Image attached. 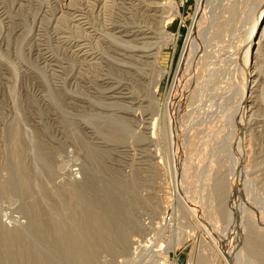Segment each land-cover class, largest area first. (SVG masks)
I'll use <instances>...</instances> for the list:
<instances>
[{"label": "rangeland", "instance_id": "374dc122", "mask_svg": "<svg viewBox=\"0 0 264 264\" xmlns=\"http://www.w3.org/2000/svg\"><path fill=\"white\" fill-rule=\"evenodd\" d=\"M72 1L0 0V264H263L264 63L240 119L241 39L211 28L220 1L177 87L197 0ZM139 15L132 45L161 41L162 75L143 45L121 57Z\"/></svg>", "mask_w": 264, "mask_h": 264}, {"label": "bare ground", "instance_id": "6f19581e", "mask_svg": "<svg viewBox=\"0 0 264 264\" xmlns=\"http://www.w3.org/2000/svg\"><path fill=\"white\" fill-rule=\"evenodd\" d=\"M67 1V0H66ZM72 0H68V2H71ZM99 1V0H98ZM109 1V0H108ZM150 1V0H149ZM209 0H197L196 2V9L193 13V22H192V25L190 26L189 30H188V35L187 37L185 38V42L183 44V49L181 51V55H180V58H179V62H178V65H177V69H176V74H175V78H174V82L176 83V87L179 86L180 82L182 80L181 79V76H182V72H184L185 70H183L185 68V66L187 65L186 63L188 62V59L190 58L191 56V53L193 52L194 48H197L199 47L200 43L202 41H204L205 39L203 38L202 36V33L206 34L208 32L205 33L204 31V28H203V23H204V20H206V13H205V10H206V5L209 4L208 2ZM220 1V4H219V14H217L218 16H216L214 19L213 18H210V19H213V26L211 28H218L219 32H223L224 30H226L229 26L232 27V30L235 31V33H238L239 34V38L241 39V44L239 45L240 49H238V53L236 55H240L239 56V59L241 58V69H242V73H243V78H242V82H241V94H240V109L238 110V114H237V117H239L240 119L244 116H249L251 113V111L253 112V108L255 107V103H254V99H253V96H251V93L250 94H246L245 90H248L251 92V88L252 86L248 87V83H252V85H255L257 84L256 82L257 81V73L256 72V63L257 61H260L259 62H263L264 63V48L262 49V46L264 45V0H219ZM73 2V1H72ZM97 2V1H96ZM103 2V1H102ZM107 2V1H106ZM208 2V3H207ZM110 3V2H109ZM112 3V2H111ZM95 4V3H94ZM100 4V3H99ZM104 4V2H103ZM107 5V4H106ZM146 5V4H145ZM167 5H169L168 7L172 10H174L176 8V5L173 3L172 0H168L166 2V7ZM132 6V4H131ZM155 6V5H154ZM124 7V6H123ZM38 8V7H37ZM118 8V7H117ZM133 8V6L131 7ZM174 8V9H173ZM128 9V8H127ZM135 9V8H134ZM133 9V10H134ZM129 10H131L129 8ZM138 10V9H137ZM154 11V10H153ZM103 12V11H102ZM125 12V11H124ZM137 12V11H136ZM135 12V13H136ZM141 12V11H140ZM115 13V12H114ZM131 13V12H130ZM218 13V12H217ZM129 14V13H128ZM132 14V13H131ZM134 14V13H133ZM243 15V16H242ZM155 16V15H154ZM57 17V16H56ZM139 17H141L139 19V23H136L137 25H133L134 27H137L136 30L134 31H130L127 29L128 27V24H127V27L124 26V30L123 31H119L120 33L122 34H119L117 35L116 37H118L120 40V42H117L118 43V46H121L119 48V50L121 49V51H123V53L120 52L121 54V57H127V58H135L133 57L132 55H126L125 54V51H129L135 47L136 49L138 48L140 50V48L142 47L141 44L139 47L135 46V45H132L133 41H140L142 40L143 38L147 37L146 35V29L142 28L144 27L145 22H147L146 20L143 19L142 15ZM146 17V15L144 16ZM210 17V16H209ZM80 18V17H79ZM129 18V17H128ZM127 18V19H128ZM133 18V17H132ZM159 18V17H158ZM82 19V18H81ZM104 19V18H103ZM118 19V17H117ZM122 19V17H121ZM127 19H123V23L121 24V27L127 23ZM77 20V19H76ZM118 21V20H117ZM120 21V20H119ZM132 21V20H131ZM159 21V19H158ZM135 22V21H134ZM157 22V21H156ZM208 22V21H207ZM206 22V23H207ZM210 22V23H212ZM215 22L217 24H215ZM241 22L239 28H238V24ZM130 23V22H129ZM161 23V27L159 30V34H160V37L162 41H166V38H168V41L172 40V35H167V34H164L166 32V24L164 20H162V17L160 16V22ZM116 25V24H114ZM149 25V24H148ZM147 25V26H148ZM209 25V24H208ZM207 25V26H208ZM215 25V27H214ZM119 26V25H118ZM153 26V25H152ZM157 26V25H156ZM131 27V25L129 26ZM210 27V26H209ZM234 27V29H233ZM126 28V29H125ZM216 28L214 29V31L216 30ZM242 28V29H240ZM210 29V28H209ZM114 31V30H113ZM151 31V30H150ZM204 31V32H203ZM212 32H214L213 30H211ZM210 31V32H211ZM217 31V30H216ZM215 31V32H216ZM218 31L216 33H218ZM156 32V31H155ZM232 32V31H231ZM153 33V31L151 32ZM230 33V31H229ZM235 33L233 32V34L235 35ZM232 34V35H233ZM109 35H112V34H109ZM142 35V36H140ZM163 35H167V37L163 36ZM207 35V34H206ZM214 33H211V37H214L216 35H214ZM233 35V36H234ZM163 36V37H162ZM202 36V37H201ZM232 36V37H233ZM49 37V36H48ZM108 37V36H107ZM136 37V38H134ZM210 36V40L212 39ZM238 37V36H237ZM134 38V39H133ZM202 38L204 40H202ZM34 39V38H33ZM46 39V38H45ZM77 39V38H76ZM214 39V38H213ZM48 40V39H47ZM226 40V39H225ZM147 41V40H145ZM155 41V40H154ZM151 42V41H150ZM153 42V41H152ZM205 42V41H204ZM146 43V42H145ZM148 43V42H147ZM46 44V43H45ZM134 44V43H133ZM150 44V43H148ZM153 44V45H152ZM151 45H148L150 47H148L147 45H143V47L145 48L144 50L147 51V49H149L147 54H144L145 56V60L150 58L151 60H147L144 64L146 63H149L151 67H153L160 75L164 74L166 72V69H164L160 64H159V58H160V54H161V50L162 49V42L160 41V44H158L157 42L155 43H152ZM204 44V43H203ZM211 44V43H210ZM112 45V44H110ZM202 46V43L201 45ZM75 47V46H74ZM82 47V46H81ZM98 47V46H97ZM142 47V48H143ZM216 47V46H215ZM264 47V46H263ZM202 48V47H201ZM200 48V49H201ZM217 48V47H216ZM118 49V48H117ZM203 49V48H202ZM236 49V48H235ZM108 50V49H107ZM112 50V49H111ZM114 50V49H113ZM135 50V49H134ZM214 50V49H213ZM133 51V50H132ZM211 51V50H210ZM235 51V50H234ZM135 52V51H134ZM209 52V51H208ZM233 52V51H232ZM236 52V51H235ZM81 53V52H80ZM143 53V52H142ZM204 53V52H203ZM202 53V54H203ZM206 53V52H205ZM73 54V53H72ZM116 54V52H115ZM130 54V53H129ZM227 54V53H226ZM97 55V54H96ZM123 55V56H122ZM126 55V56H125ZM137 55V54H136ZM141 56H143L142 54H140ZM193 53H192V56L191 58L193 57ZM197 55V54H196ZM232 55V54H231ZM131 56V57H130ZM135 56V55H134ZM138 56V55H137ZM136 56V57H137ZM226 56V55H224ZM91 57V56H90ZM103 57V56H102ZM116 57V56H115ZM118 57V56H117ZM140 57V56H138ZM197 57V56H196ZM238 57V56H237ZM236 57V58H237ZM195 58V57H194ZM260 58V59H259ZM93 59V58H92ZM115 59V58H114ZM139 59V58H138ZM198 59V58H197ZM259 59V60H258ZM95 60V59H93ZM118 60V59H116ZM122 60V59H120ZM134 60V59H133ZM136 60V59H135ZM190 60V59H189ZM210 60V59H209ZM228 60V59H227ZM235 60V59H234ZM238 60V58H237ZM44 61V60H43ZM99 61V60H98ZM123 61V60H122ZM122 61H119L120 62V65L121 63H123ZM128 61V59H127ZM125 61V62H127ZM138 61V60H137ZM72 62V61H71ZM117 62V63H119ZM130 62V61H129ZM144 62V60H143ZM194 62V61H193ZM237 62V61H236ZM45 63V62H44ZM128 63V62H127ZM142 63V62H141ZM190 63V62H189ZM86 64V63H85ZM235 64V63H234ZM239 64V63H238ZM119 65V66H120ZM128 65V64H127ZM132 65V64H131ZM134 65V64H133ZM264 65V64H262ZM66 66V65H65ZM86 66V65H84ZM191 66V65H190ZM114 67V66H113ZM123 67V66H122ZM150 67V68H151ZM126 68V67H125ZM187 68V67H186ZM260 68V67H259ZM100 69V68H99ZM129 69V68H128ZM131 69V68H130ZM189 69V68H188ZM93 70V69H92ZM187 70V69H186ZM155 71V72H156ZM189 71V70H188ZM186 72V71H185ZM184 72V73H185ZM208 72V71H207ZM214 74V73H213ZM256 75V76H255ZM187 76V75H186ZM192 76V75H191ZM254 77V78H253ZM207 78V77H206ZM210 78V77H209ZM253 78V79H252ZM180 80V81H179ZM210 80V79H209ZM206 81V80H205ZM118 82V81H117ZM189 82V81H188ZM199 82H197L198 84ZM205 83V82H204ZM208 83V82H207ZM184 86V85H183ZM182 86V87H183ZM258 86V85H257ZM112 87H115V86H112ZM195 86H193L194 88ZM197 87V86H196ZM195 87V88H196ZM192 88V89H193ZM176 89V88H175ZM255 89V88H253ZM113 90V89H112ZM111 91V90H110ZM120 91V90H119ZM123 91V90H122ZM121 92V91H120ZM119 92V93H120ZM130 92V91H129ZM116 93V92H115ZM118 93V92H117ZM118 93V94H119ZM179 93V92H178ZM186 93V92H185ZM114 94V93H113ZM122 94V93H120ZM170 94V93H169ZM198 94V93H197ZM116 95V94H115ZM182 95V94H181ZM185 95V94H184ZM194 95V94H193ZM126 96V95H125ZM183 96V95H182ZM118 97V95H117ZM179 97V96H178ZM189 97V96H188ZM124 98V97H123ZM256 98V97H255ZM180 102V101H179ZM234 103V102H233ZM236 103V102H235ZM165 104V103H164ZM182 104V102H181ZM173 105V104H172ZM175 105V104H174ZM238 105V103H237ZM179 106V105H178ZM198 106V105H197ZM180 107V106H179ZM182 107V106H181ZM235 107V106H234ZM180 110V109H179ZM236 111V110H235ZM180 112V111H179ZM175 113V111H174ZM177 113V112H176ZM182 113V111H181ZM173 114V112H172ZM174 115V114H173ZM182 115V114H181ZM175 117V116H174ZM173 117V118H174ZM179 118V117H178ZM147 119V118H146ZM171 120V118L169 119ZM175 120V119H174ZM239 120V119H238ZM245 120V119H244ZM133 121V120H132ZM178 121V120H177ZM145 122V121H144ZM238 125V123H237ZM244 125V124H243ZM240 126V125H239ZM242 126V125H241ZM240 126V127H241ZM238 127V126H237ZM239 127V128H240ZM178 128V127H177ZM242 128V127H241ZM172 129V128H171ZM238 129V128H237ZM156 130V129H155ZM178 130V129H177ZM242 130V129H241ZM175 131V130H174ZM238 134V133H237ZM236 134V135H237ZM242 134V133H241ZM150 136V135H149ZM239 136V135H237ZM236 136V137H237ZM239 138V137H238ZM147 139V138H146ZM236 139V138H235ZM202 140V139H201ZM238 141V139H237ZM184 142V141H183ZM174 145V143H172ZM182 144V143H181ZM204 144V143H203ZM202 144V146H203ZM238 145V144H236ZM209 147V146H208ZM203 150V149H202ZM185 166V165H184ZM216 171V170H215ZM211 173V172H210ZM215 173V172H214ZM195 176V175H194ZM216 176V175H215ZM210 177V176H209ZM212 178V177H211ZM227 178V177H226ZM225 178V179H226ZM220 180V179H219ZM198 181V180H197ZM221 181V180H220ZM217 183V181H216ZM222 182L219 183V185H221ZM216 185V184H215ZM218 185V184H217ZM213 187V186H212ZM218 187V186H217ZM216 187V188H217ZM215 188V189H216ZM224 188V186H223ZM214 189V188H213ZM218 189V188H217ZM222 189V188H220ZM211 191V190H210ZM215 190H213L214 192ZM216 192V191H215ZM220 192V190L218 191V193ZM222 192V191H221ZM217 193V194H218ZM219 195V194H218ZM220 196V195H219ZM199 199V198H198ZM197 211V210H196ZM205 211V210H203ZM199 212V211H198ZM203 216V215H202ZM203 221V220H202ZM118 227V226H117ZM263 227V226H262ZM250 228V227H249ZM263 229V228H262ZM250 230V229H249ZM102 231V230H101ZM88 232V231H87ZM251 235V233H248ZM85 235V234H84ZM244 238V237H243ZM253 237H250L248 239H246L245 241H247V245L251 246L253 248V246H255L254 248L258 250V254L261 253V249H258L256 245H254L255 243L253 242ZM254 243V244H253ZM62 245V244H61ZM69 246V245H68ZM263 251V250H262ZM86 255V254H85ZM259 256V255H258ZM261 257L259 259L262 258V261H263V264H264V252L260 255ZM229 259V258H228ZM226 258V260L228 261L229 264H234L232 262H230ZM240 261V260H239ZM246 263V262H245ZM27 264V263H26ZM247 264V263H246ZM260 264V263H259Z\"/></svg>", "mask_w": 264, "mask_h": 264}]
</instances>
